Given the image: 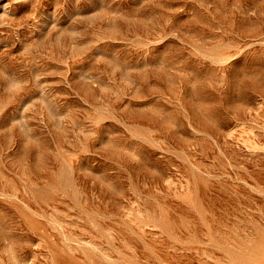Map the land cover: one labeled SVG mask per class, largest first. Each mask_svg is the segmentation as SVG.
<instances>
[{
  "label": "rangeland",
  "instance_id": "374dc122",
  "mask_svg": "<svg viewBox=\"0 0 264 264\" xmlns=\"http://www.w3.org/2000/svg\"><path fill=\"white\" fill-rule=\"evenodd\" d=\"M0 264H264V0H0Z\"/></svg>",
  "mask_w": 264,
  "mask_h": 264
}]
</instances>
